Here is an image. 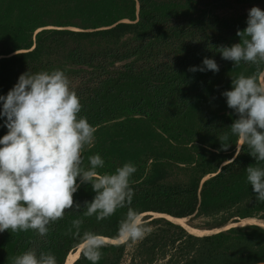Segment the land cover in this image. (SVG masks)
Here are the masks:
<instances>
[{"label": "trees", "instance_id": "trees-1", "mask_svg": "<svg viewBox=\"0 0 264 264\" xmlns=\"http://www.w3.org/2000/svg\"><path fill=\"white\" fill-rule=\"evenodd\" d=\"M260 4V0H237ZM226 0H0V95L28 71L65 72L82 104L80 115L93 125L95 143L83 153L105 160L100 171L112 173L124 163L137 171L131 178L132 205L152 228L138 242L110 243L98 264H254L264 261V227L229 223L253 219L264 223V202L257 201L245 169L255 161L238 142L220 150L217 139L237 118L221 95L231 77L256 75L264 83V66L241 63L234 68L215 48L239 42L248 10L228 12ZM75 29V30H74ZM207 57L219 72H189ZM171 59V63H170ZM0 118V137L6 134ZM79 182V181H78ZM95 193L82 184L74 201L83 206ZM50 225L48 244L58 264L76 251L66 231L73 219ZM127 209L97 221L84 218L81 234L92 231L119 239ZM156 213L198 230L201 236ZM214 229V230H213ZM35 234L0 233V264L21 254ZM71 264H91L78 252Z\"/></svg>", "mask_w": 264, "mask_h": 264}, {"label": "clouds", "instance_id": "clouds-1", "mask_svg": "<svg viewBox=\"0 0 264 264\" xmlns=\"http://www.w3.org/2000/svg\"><path fill=\"white\" fill-rule=\"evenodd\" d=\"M246 25L236 32L238 43L218 46L215 51L234 68L244 63L260 69L264 66V10L251 7ZM188 71L217 73L219 66L205 57L200 66ZM221 95L237 118L217 138L220 150L227 151L232 145L230 136L239 145L236 155L247 148L255 163L245 169L246 181L255 199L264 202V83L255 74L240 73L231 77V90ZM81 110L72 82L60 69L26 71L6 95H0V118L7 129L0 137V233L31 231L36 237L27 250L9 257L11 264H58L44 246L49 226L63 220L69 211L84 209L65 234L77 240L81 256L91 264L102 259L105 237L87 230L81 234L84 218L102 221L126 208L118 228L121 242L141 241L152 231L131 207V178L137 171L133 163H124L112 173L100 171L105 160L94 154L85 165L83 153L94 146L97 129L80 115ZM82 184L95 193L83 206L73 198Z\"/></svg>", "mask_w": 264, "mask_h": 264}, {"label": "bare ground", "instance_id": "bare-ground-1", "mask_svg": "<svg viewBox=\"0 0 264 264\" xmlns=\"http://www.w3.org/2000/svg\"><path fill=\"white\" fill-rule=\"evenodd\" d=\"M147 214H151L153 217H162V218H164V219H166V220H168L170 222L178 224L186 232H188L189 234H192V235L201 236V235L209 234L211 232V230L210 231H203V230H198V229H195V228H191V227H189L186 224V220L185 219H175V218H171L169 216H165V215H162V214H156V213H147ZM140 216H142V215H140ZM241 221H242L241 222L242 224H238V222L229 223L226 226H224L223 230L228 229L230 227L240 226V225L249 224V223L256 225V223L254 222L255 220H253V219H246V220H241ZM257 225L260 226V227H264V223H257ZM105 242L120 243L121 239L119 238V239L114 240V241H110L109 239H105ZM78 252H79V248L77 249V251H74V252L70 253L68 255V257H67V259H66L64 264H71L77 258Z\"/></svg>", "mask_w": 264, "mask_h": 264}, {"label": "rangeland", "instance_id": "rangeland-1", "mask_svg": "<svg viewBox=\"0 0 264 264\" xmlns=\"http://www.w3.org/2000/svg\"><path fill=\"white\" fill-rule=\"evenodd\" d=\"M226 2L228 3L229 5V9H228V12H224L223 10L219 9V8H215L213 9L211 12H213L214 14H217L219 16H226V15H229L231 13H240V12H243V11H246V10H249L251 7L253 6H256V7H260V4L259 3H256L255 1L253 2H243L241 4H239L237 2V0H226ZM260 2H264V0H260ZM242 221H238V224H242L241 223ZM256 224L257 223H262V222H256L254 221ZM251 224V223H249ZM241 226V225H240ZM211 232H214V231H211ZM210 232V233H211Z\"/></svg>", "mask_w": 264, "mask_h": 264}, {"label": "water", "instance_id": "water-1", "mask_svg": "<svg viewBox=\"0 0 264 264\" xmlns=\"http://www.w3.org/2000/svg\"><path fill=\"white\" fill-rule=\"evenodd\" d=\"M143 216V215H142ZM78 249V248H77ZM77 249H76V251H77ZM254 264H264V261H260V262H256V263H254Z\"/></svg>", "mask_w": 264, "mask_h": 264}]
</instances>
